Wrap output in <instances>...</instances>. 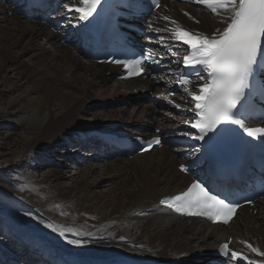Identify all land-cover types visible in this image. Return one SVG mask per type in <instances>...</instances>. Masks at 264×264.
I'll use <instances>...</instances> for the list:
<instances>
[{"label":"bare ground","instance_id":"obj_1","mask_svg":"<svg viewBox=\"0 0 264 264\" xmlns=\"http://www.w3.org/2000/svg\"><path fill=\"white\" fill-rule=\"evenodd\" d=\"M196 4L202 6L200 10L189 9L181 0L162 3L143 28L150 36L145 41L148 42L146 48L168 61L167 70L163 75H155L153 80L141 77L124 82L118 80L114 67L81 60L47 25L33 23L23 14H10L13 5L0 0V83L10 81L7 73H15L16 65L23 63L22 58L29 59V66L33 67L29 70L27 66L15 73L20 81L24 79L28 92L8 103L9 106L22 105L17 113H24L31 106L36 109L28 121L30 132L19 149L22 159L16 166L39 156L41 151L55 150L61 156L62 147L88 150L94 163L104 164L102 178L96 183L87 179L89 174L99 170L92 166L69 187L62 186V175L57 169L49 176L43 175L40 181L26 178L28 182L23 185H0V190L12 198L11 206L0 200L3 224L0 223V238L6 242V246L0 242V264H101L105 258L121 264H197L206 262L209 252L229 238L232 239L229 253L236 251L240 257L227 259L226 264L264 262V256H258L247 246L250 244L264 252V200L254 207L238 209L240 214L227 227L181 219L159 204L163 197L181 190L191 181V177L177 170L181 163L179 155L171 148H162L163 151L153 149L128 160L123 153L108 151L97 138L89 135L101 130L131 133L128 128H116L117 124L135 128L132 135H142L143 140H147L159 136L155 130L189 121L194 102L184 88L198 90L203 81L197 77L182 88L183 97L179 94L167 98L168 81L176 72L175 62L170 57L189 51L187 45L174 39V29L179 25L191 32L212 36L218 29L223 31L230 22L223 9L213 13L209 4L198 0ZM209 14L212 17L209 18ZM77 71H81L82 76ZM149 91L159 98L160 105H138L127 113L126 100L118 101L116 109L95 115L84 108V103L107 100L104 95L110 99L117 93L118 97L129 100ZM3 95L0 92V105L5 102ZM13 113L7 110L3 116ZM89 115L92 122L85 120ZM8 138L10 135L6 136ZM101 153H106L110 159L102 158ZM70 156L64 154L61 160L67 161ZM46 165V162L40 163L38 167ZM85 165L87 159L81 167ZM105 183L112 193L110 196L95 191ZM111 183L115 186L110 187ZM14 200L21 207H18L22 212L19 219L11 211ZM47 224L70 231L61 236L46 227ZM11 233L26 245H18ZM68 240H79L80 244H69Z\"/></svg>","mask_w":264,"mask_h":264},{"label":"snow or ice","instance_id":"obj_2","mask_svg":"<svg viewBox=\"0 0 264 264\" xmlns=\"http://www.w3.org/2000/svg\"><path fill=\"white\" fill-rule=\"evenodd\" d=\"M198 2L209 4L213 13L223 9L230 22L223 31L218 29L212 36L191 32L179 25L174 29V39L187 45L189 49L188 55L182 58L184 66L193 68L200 66V70L195 74L203 81L198 90L190 91L187 87L184 88L194 102L191 109L194 117L185 123L197 131L195 135L182 131L181 135L203 142L209 133L215 132L218 126L224 123L238 125L250 137L264 135V129L247 128L243 120L237 118L238 105L246 98V90L250 88V78L254 76V69L259 60L264 59V0H198ZM71 3L72 0H69V4H65L67 12L77 13V21H88L97 12L101 0H75V3L69 6ZM153 3L160 7L157 0H153ZM112 62L122 63L120 60ZM125 67L130 77L140 76L145 71L141 59H133L125 63ZM180 83L182 85L191 83L187 74L180 78ZM153 144H160V140L158 138L152 140L144 150H150ZM197 151L198 147L193 146L189 155H194ZM198 163V160L193 161V165ZM188 167L182 165L181 171H187ZM161 203L178 213L203 216L223 224L231 221L238 207V204L226 202L211 194L201 182L193 183L186 192L172 198L171 202L165 200ZM46 227L61 236L70 231L52 224H47ZM68 243L79 245L80 241L68 240ZM247 246L258 256H264V252L250 244ZM228 249L229 245L225 243L220 252L229 260L240 257L239 253L236 251L229 253ZM248 264L257 262L250 260Z\"/></svg>","mask_w":264,"mask_h":264},{"label":"rangeland","instance_id":"obj_3","mask_svg":"<svg viewBox=\"0 0 264 264\" xmlns=\"http://www.w3.org/2000/svg\"><path fill=\"white\" fill-rule=\"evenodd\" d=\"M185 6H187L189 9H198L200 10L201 8L195 4L194 2L191 3H185ZM161 11V9H160ZM208 17V16H207ZM212 17V14H209V18ZM81 58V57H80ZM23 63L19 62L16 66L18 67L16 72H20L27 66L31 64V61L27 58H22ZM81 60L86 61L81 58ZM21 63V64H20ZM27 64V65H26ZM33 67L29 66V70L32 69ZM12 70V69H11ZM117 70V69H115ZM15 73H7V78L10 79L7 84L5 83H0V92L3 93L4 95V105H0V185H8L9 183L16 184V185H23L25 182H28V180H34V181H40L43 177V175H51L53 170H58L62 177L60 179V183L62 186H71L72 181L75 178L78 177H83L84 173H87L88 168L92 166H97L99 170L96 173L89 174L87 177L88 182H94L96 183L98 180H101L102 178V172L101 169L103 170L104 164H97L94 163L91 160V157L88 156L90 153L85 150H80L79 148H68V147H62L61 151L62 154L61 156H58L56 154L55 150H50L49 152H43L39 154V156L29 159L28 161H25L22 163L20 166H16V163L22 159L21 154L19 153V149L24 141L25 138L28 137V134L30 131H28V121L31 119V116L34 112L35 106H31L26 112L24 113H17L16 111L20 108V105H8V103L12 100L17 98L19 95H23L27 91V85L24 83L23 80H19L18 76L15 75ZM77 74H80L82 76L81 71H77ZM38 78V77H36ZM14 85H17L16 88L13 89ZM12 87L11 91L9 89ZM64 91H67L64 89ZM117 93H114L113 97L108 99L106 95L103 96V98H107V100H102V101H92L91 103H84L86 105L84 108L86 110L89 109V112L93 115L98 114V113H105L106 110H113L117 108V102H122L126 100V108H127V113H131L133 108H136L138 105H146L147 102L145 99L142 98H137L135 95L134 97H130L129 100L123 96L118 97L116 95ZM72 97H76L75 94L71 95ZM181 96H184L182 93ZM94 97V96H93ZM86 99H84L85 101ZM118 102V103H119ZM89 105V106H88ZM7 110H9L11 113L14 112V115H6L3 116ZM88 120V122H92V117L89 115V117L85 118V120ZM84 121V120H83ZM102 126H100L101 128ZM116 128H128L132 132H135L136 129L133 127H126L122 125H117L115 124ZM10 135V138L6 139V136ZM9 144H11L9 146ZM65 146V145H64ZM44 150V149H43ZM60 150V149H59ZM164 149H160V151H163ZM72 151V152H70ZM15 152V153H14ZM64 154H71V158L69 160L62 159L61 157ZM104 159H107L106 156H101ZM134 156L128 157L126 159L132 160ZM87 159V165L81 167V163L86 162ZM82 160V162H80ZM61 161V162H60ZM47 163L46 166L39 168L40 163ZM80 163V164H78ZM97 164V165H96ZM80 168V170H77ZM94 170V169H93ZM83 175V176H82ZM86 177V176H85ZM28 180H27V179ZM112 184V183H111ZM110 184V185H111ZM106 183L102 186H98L95 191L98 194L101 195H108L110 196L112 193L110 192L109 188L106 187ZM115 186L112 184L110 187ZM0 200L2 202H5L8 206L12 205L10 204V199L11 196H9L6 192H3L0 190ZM14 207L11 208L12 214L14 217L19 219V213H22L19 208V202L15 201ZM19 207V208H18ZM27 209V207H24V210ZM240 214V213H239ZM1 223V222H0ZM2 224V223H1ZM0 224V227L3 225ZM207 228V227H206ZM6 231V230H5ZM7 232V231H6ZM5 235V233H2ZM248 234V233H246ZM2 237V235H0ZM2 238H0V242L2 243V246H6V242L1 241ZM21 252V251H20ZM21 253L24 254V251ZM1 260H3L1 258Z\"/></svg>","mask_w":264,"mask_h":264},{"label":"water","instance_id":"obj_4","mask_svg":"<svg viewBox=\"0 0 264 264\" xmlns=\"http://www.w3.org/2000/svg\"><path fill=\"white\" fill-rule=\"evenodd\" d=\"M102 131V130H101Z\"/></svg>","mask_w":264,"mask_h":264}]
</instances>
